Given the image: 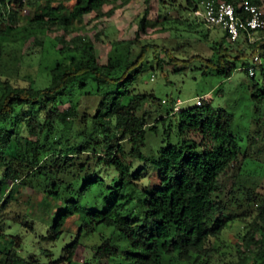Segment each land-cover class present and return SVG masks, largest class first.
Returning <instances> with one entry per match:
<instances>
[{
  "label": "trees",
  "instance_id": "trees-1",
  "mask_svg": "<svg viewBox=\"0 0 264 264\" xmlns=\"http://www.w3.org/2000/svg\"><path fill=\"white\" fill-rule=\"evenodd\" d=\"M110 1L117 0H76L71 10L63 3L47 4L16 32L22 43L30 38L39 45L38 70L49 80L43 87L20 85L0 71V223L4 213L15 211L16 184L61 204L40 241L59 239L69 218L78 216L80 221L59 259L49 249L40 251L44 262L35 255H20L24 241L15 235L14 242L0 244V264H75L82 234L100 227L110 229V234L92 248L83 264L207 262L223 229L230 221L243 220L241 215L250 208L254 216L240 236L248 252L244 260L264 264V193L240 179L250 175L254 165L264 179V118L258 111L264 108V47L257 48L258 42H249L243 33V42L221 37L207 45L208 51L199 40L196 52L180 59L173 48L140 40L137 32L133 39L111 41L107 61L100 63L91 38L78 34L67 39L66 33L73 21L82 22L86 14ZM184 1L195 11L206 0ZM218 1L234 4L236 12L245 2L261 5V0ZM158 3L161 9L183 6L179 0ZM39 4L40 0H0V60L1 51L14 40L7 34L15 17L11 5L35 10ZM148 12L147 7L139 30L148 26ZM161 19L169 22L165 14ZM51 26L61 34L50 39ZM159 52L168 56L173 72L194 60L203 65V74L215 73L224 80L238 67L243 69L254 107L250 133L247 130L241 141L234 130V114L214 107L210 99L201 97L189 107L173 99L163 106L164 100L154 92L141 90L138 79L144 67L157 59L153 72L163 68ZM256 55L261 62L254 64ZM250 65L256 67L253 76ZM159 125L164 130L161 146L146 153L147 130L157 133ZM254 125L258 129L253 137ZM150 167L158 180L154 186L147 183ZM233 172L237 179L228 187ZM93 192L96 199L89 203ZM237 193L245 196L246 204ZM22 222L34 231V221Z\"/></svg>",
  "mask_w": 264,
  "mask_h": 264
},
{
  "label": "rangeland",
  "instance_id": "rangeland-1",
  "mask_svg": "<svg viewBox=\"0 0 264 264\" xmlns=\"http://www.w3.org/2000/svg\"><path fill=\"white\" fill-rule=\"evenodd\" d=\"M179 1L183 6H177L173 9H161L158 0H151L149 4H146L145 0L110 1L102 8L86 14L82 22L73 21L68 27L66 38L69 39L78 34L91 38L94 41L100 63L107 61L111 41L133 39L137 32L140 40L154 43L160 48L161 46L168 47V49L173 48V53L180 59L188 58L195 53L200 41V44L205 47V51H208L207 45H212L213 41L218 42L221 37H225L226 40L229 39L226 31L221 27H207L202 17L201 4L194 11L185 6L184 0ZM59 3H63L71 10L76 0H40L39 7L35 10L11 5L15 17L8 24L10 30L7 34L14 35V40L12 45H8V52L1 51L4 59L0 60V71L8 75L11 81L20 85L32 83L35 87L47 85L49 78L43 70H38L40 54L37 50H39V45L30 38H26L25 43H22L20 41L21 34L16 32L23 27L27 20L32 19L35 13L42 12L47 4L56 6ZM147 7L149 12L146 19L149 24L144 30H139L138 21L144 15L143 12ZM260 7L264 11V0H261ZM164 14L169 22L162 23L161 18ZM59 33L60 31L55 30V26H51L47 36L51 39ZM206 34L208 38L204 37ZM238 39L243 42L244 36L242 35ZM248 41L258 42L257 48L261 49L264 47V31L253 33L248 37ZM244 47L247 46L244 45ZM159 53L158 58L163 60V68L153 72L152 69L157 65V59L153 60L152 64L145 66L138 79L141 90L154 92L157 98L164 100L163 106L168 105L169 101L173 99H179L182 107L196 104L201 97L210 99L214 107L226 109L234 114V130L241 141L245 134L250 133L248 127L251 118L249 116L251 111H254V107H252L248 96L249 89L247 87H249L250 79L243 69L238 67L230 79L224 80L215 73L203 74V65L199 60H194L190 65H186L183 70L173 72V65L168 56ZM181 64L184 62L181 61ZM258 108L260 117L264 118V108ZM154 109L155 107L152 106L151 110ZM254 126L251 128L253 137L255 135L254 129H258L256 125ZM247 130L249 133H246ZM163 131L161 125L157 127V133L151 129L147 130L146 153L152 154L151 151L159 149ZM254 144H251L253 146L250 148V152L253 154L256 153ZM262 145L260 144V146ZM150 170L152 171L149 177L147 176V183L148 186H154L158 183L155 168L150 167ZM258 172L257 166L254 165L250 175L241 176L240 179L248 187H255V190L264 193V179L258 176ZM236 174L233 172L227 183L228 187L237 179ZM13 194L17 199V202L13 204L15 211L11 215L4 213L1 218L2 227H0V231L3 236L0 239V244L3 245L4 241L14 242L15 235H20L24 241L23 248L19 250L20 255L26 258L35 255L37 259L44 262L46 257L40 251L49 249L54 254L53 258L59 259L63 255L65 246L75 238L79 230L78 223L80 220L78 216H73L66 221L63 227L64 232L59 239L40 241L38 237L46 233L48 229L46 223L51 222L53 213L61 207V204L49 195L17 184L14 186ZM96 195V192L90 193L89 203L94 202ZM237 196L239 200L241 199L240 202L246 204L245 196L242 197L239 193ZM232 205L237 207L234 205V201ZM243 209H238V211H243ZM250 209V211L244 210L247 214L241 215L243 220L236 219L227 224L215 244L217 249L207 262L204 260L196 263L189 261V264H251V258L247 261L244 260L248 252H245L246 250H244L240 240V236L247 230L246 224L252 220L255 213L252 208ZM24 218H28L30 223L34 221L32 223L34 231L24 226L22 222ZM100 228L99 231H87L82 234V245L76 255L75 264H83L89 259L92 256V248L99 245L110 234V229L107 227ZM116 263V261L111 262V264Z\"/></svg>",
  "mask_w": 264,
  "mask_h": 264
},
{
  "label": "built area",
  "instance_id": "built-area-1",
  "mask_svg": "<svg viewBox=\"0 0 264 264\" xmlns=\"http://www.w3.org/2000/svg\"><path fill=\"white\" fill-rule=\"evenodd\" d=\"M236 12L234 4L226 1L206 0L201 4V13L207 27H221L230 41H236L243 33L250 37L257 31L264 30V11L256 4L245 2ZM260 57H254V64ZM255 65L248 67L250 76L255 74ZM180 103L179 99L177 100Z\"/></svg>",
  "mask_w": 264,
  "mask_h": 264
}]
</instances>
